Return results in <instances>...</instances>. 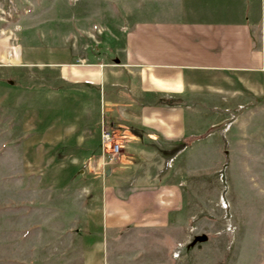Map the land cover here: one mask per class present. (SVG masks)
I'll return each mask as SVG.
<instances>
[{"label": "rangeland", "instance_id": "1", "mask_svg": "<svg viewBox=\"0 0 264 264\" xmlns=\"http://www.w3.org/2000/svg\"><path fill=\"white\" fill-rule=\"evenodd\" d=\"M206 3L213 10L229 9L235 4L233 0ZM191 8L192 0H0L2 53H6L7 63L21 61L27 65L0 66V104L19 109L0 110V264H62L49 256L64 245L55 237L80 213L78 194L53 199L50 188L44 187L46 181L22 179V172L32 169L33 164L26 163L30 155L23 154L21 145H10L20 138L12 127H17L19 115L40 128L46 127L50 119L80 124L85 86L54 83L58 73L51 71L53 64L75 58L78 65L98 60L112 63L121 57L123 33L129 25L147 19H182L190 16ZM261 20L264 43V3ZM253 35L255 41H260L258 27H253ZM200 90L207 95L209 89L202 85ZM70 93L73 103L68 107ZM219 96L201 100L202 111L219 104ZM257 106L261 109L256 117L263 118L264 99L252 105L253 115ZM253 122L258 124L256 119ZM207 124L200 117L202 130ZM123 146L117 156L104 152V172L117 164L104 185L125 182L130 191L154 187L166 182V176L175 169V183L182 192L181 208L169 212V227L127 228L113 242L108 237L111 230L94 225L85 242L89 251L98 253L89 262L256 264L261 253L264 200L258 195L262 164L255 155L242 162L240 142L180 145L167 155L173 156L169 159L160 149H142L126 141ZM37 150L33 149L32 159L38 155ZM251 150L255 152L256 148ZM223 151H229V155L224 157ZM38 183L43 186L38 187ZM70 203L75 212L57 209ZM201 235L207 240L193 243Z\"/></svg>", "mask_w": 264, "mask_h": 264}, {"label": "crops", "instance_id": "2", "mask_svg": "<svg viewBox=\"0 0 264 264\" xmlns=\"http://www.w3.org/2000/svg\"><path fill=\"white\" fill-rule=\"evenodd\" d=\"M207 1L192 0L190 16L182 19H147L129 25L123 33L121 57L112 63L98 60L78 65L75 58L53 64L51 71L58 73L54 83L85 86L79 125L50 119L40 128L20 115L17 127L12 124L20 138L10 145H21L23 154L31 158L27 157L26 163L33 164L21 178L46 181L44 187L50 188L53 199L79 195L76 208L80 213L56 235L55 240L64 245L57 254H49L51 259L62 264H96L89 260L96 259L98 251H89L85 242L94 225L111 230L108 237L113 242L127 228H167L169 212L181 208L182 192L175 183V169L166 182L154 187L130 191L125 182L104 185L117 164L103 171V129L111 132L121 148L126 141L142 149H160L166 159L182 144L240 142L242 162L255 155L262 164L258 195L264 200V116L256 117L262 105L254 115L252 108L264 99V0H233L231 8L225 5L227 8L219 10L210 8ZM254 26L260 30V41H255ZM2 50L0 45V62H4L0 66H27L21 61L7 63ZM202 85L209 89L207 95L201 94ZM218 95L220 103L202 111L201 100ZM66 100L68 107L72 106L71 93ZM5 105L0 104L3 113L8 109L19 112L16 106ZM200 117L208 121L205 130L198 125ZM33 149H38V155L32 159ZM223 154L227 157L229 151ZM74 208L70 203L57 209L65 213L75 212ZM256 264H264V226Z\"/></svg>", "mask_w": 264, "mask_h": 264}, {"label": "built area", "instance_id": "3", "mask_svg": "<svg viewBox=\"0 0 264 264\" xmlns=\"http://www.w3.org/2000/svg\"><path fill=\"white\" fill-rule=\"evenodd\" d=\"M101 140L105 152L110 153L112 156H117L120 153L121 145L119 142L116 141L115 137L111 134L110 131L103 129L101 134Z\"/></svg>", "mask_w": 264, "mask_h": 264}, {"label": "water", "instance_id": "4", "mask_svg": "<svg viewBox=\"0 0 264 264\" xmlns=\"http://www.w3.org/2000/svg\"><path fill=\"white\" fill-rule=\"evenodd\" d=\"M207 240V236L206 235H201V236H196L193 240V243H196L198 241H206Z\"/></svg>", "mask_w": 264, "mask_h": 264}, {"label": "trees", "instance_id": "5", "mask_svg": "<svg viewBox=\"0 0 264 264\" xmlns=\"http://www.w3.org/2000/svg\"><path fill=\"white\" fill-rule=\"evenodd\" d=\"M182 145H183V144H182ZM178 147H179V146H178ZM178 147H176V148H178ZM176 148H173V149H172V153H173V150L176 151Z\"/></svg>", "mask_w": 264, "mask_h": 264}]
</instances>
